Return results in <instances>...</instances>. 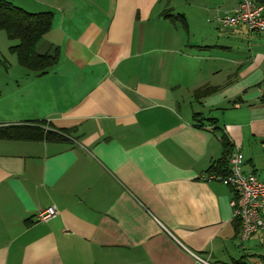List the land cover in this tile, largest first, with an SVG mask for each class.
Returning a JSON list of instances; mask_svg holds the SVG:
<instances>
[{
	"label": "crops",
	"instance_id": "0c3cea01",
	"mask_svg": "<svg viewBox=\"0 0 264 264\" xmlns=\"http://www.w3.org/2000/svg\"><path fill=\"white\" fill-rule=\"evenodd\" d=\"M10 1L54 12L37 48L60 57L38 75L0 56V126L71 133L0 138V264H259L264 233L242 242L235 191L203 177L240 150L264 180V31L218 23L241 0Z\"/></svg>",
	"mask_w": 264,
	"mask_h": 264
},
{
	"label": "trees",
	"instance_id": "16d2710c",
	"mask_svg": "<svg viewBox=\"0 0 264 264\" xmlns=\"http://www.w3.org/2000/svg\"><path fill=\"white\" fill-rule=\"evenodd\" d=\"M171 12L172 8L165 9L163 15L173 21L180 20L187 26L184 14H172ZM53 19V11L32 12L10 0H0V31L4 30L10 40H16V43L10 46V51L16 55L18 63L29 72L38 75L46 74L59 61L60 50L58 48L53 52L46 53H40L37 48L39 42L51 30ZM0 64L6 65L5 60L1 57ZM219 89V87L204 86L195 90L194 97L200 99ZM262 100L264 101V98ZM195 115L197 118L199 114ZM198 127H201V124ZM70 133L71 130L55 129L46 120L36 121L32 124L0 126V138L6 139L65 140ZM222 144L225 153L230 152L231 142L225 133L222 135ZM230 156L218 159L208 172L226 173L229 170ZM236 225L239 230L240 221L238 219H236ZM233 264L248 263L244 260H234Z\"/></svg>",
	"mask_w": 264,
	"mask_h": 264
},
{
	"label": "built area",
	"instance_id": "2783aa9c",
	"mask_svg": "<svg viewBox=\"0 0 264 264\" xmlns=\"http://www.w3.org/2000/svg\"><path fill=\"white\" fill-rule=\"evenodd\" d=\"M222 28L244 25L251 30L264 31V0H241L230 13L218 17ZM245 157L242 151L235 150L229 159L226 173L207 172L204 179L219 181L235 191L232 199L233 217L240 221L239 236L242 242L254 234L264 233V180L255 173L243 169ZM55 206L40 210L37 220L46 221L55 216ZM201 264H212L209 260L194 254Z\"/></svg>",
	"mask_w": 264,
	"mask_h": 264
},
{
	"label": "rangeland",
	"instance_id": "374dc122",
	"mask_svg": "<svg viewBox=\"0 0 264 264\" xmlns=\"http://www.w3.org/2000/svg\"><path fill=\"white\" fill-rule=\"evenodd\" d=\"M16 40H10L7 37V34L4 30L0 31V56L6 55V56H15V54H13L10 51V46L15 44ZM257 248H255V250H253L255 253L253 256H249L251 258V260L253 262H257L259 264H264V240L262 241V243H258V245L256 246Z\"/></svg>",
	"mask_w": 264,
	"mask_h": 264
}]
</instances>
